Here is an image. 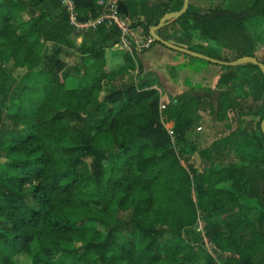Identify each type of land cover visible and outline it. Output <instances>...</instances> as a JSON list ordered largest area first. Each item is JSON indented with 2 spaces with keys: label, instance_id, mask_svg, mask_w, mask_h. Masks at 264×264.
I'll return each mask as SVG.
<instances>
[{
  "label": "trees",
  "instance_id": "16d2710c",
  "mask_svg": "<svg viewBox=\"0 0 264 264\" xmlns=\"http://www.w3.org/2000/svg\"><path fill=\"white\" fill-rule=\"evenodd\" d=\"M73 1L87 22L106 0ZM183 4L118 0V9L149 34ZM27 8L36 13L25 18ZM255 17H264V0L242 10L190 0L186 13L156 33L213 59L264 64L246 27ZM93 32L96 38L77 43L80 31L60 0L0 6V264L22 257L30 264H264L260 68L206 61L219 70L210 83L170 93L145 72L140 53L123 50L119 63L107 64L117 29L99 24ZM68 51L80 56L79 65L69 63ZM11 77L21 87L9 102ZM209 115L214 124L196 126ZM183 144L200 155L201 168L181 165L190 161Z\"/></svg>",
  "mask_w": 264,
  "mask_h": 264
},
{
  "label": "rangeland",
  "instance_id": "374dc122",
  "mask_svg": "<svg viewBox=\"0 0 264 264\" xmlns=\"http://www.w3.org/2000/svg\"><path fill=\"white\" fill-rule=\"evenodd\" d=\"M6 0H0V6L5 3ZM194 3L203 5L206 7L211 8H224L229 7L235 10H242L246 7H249L252 4V0H194ZM25 18L27 15L31 16L34 15L36 12L33 10H24ZM246 27L248 34L250 35L255 49L256 54L260 56H264V17H255L252 19H249L246 22ZM79 35H82L85 37L87 43L91 41V31H82ZM175 35V34H173ZM78 35L74 33V39H77ZM78 40V39H77ZM182 42H185V44L192 45V41L188 37H182ZM79 43V42H77ZM210 47H219L217 43L210 42L207 43ZM160 45H154V47L151 50H146L140 53L137 57L138 61L142 63L143 68L146 70L148 69L147 66L154 65L156 68V71L153 73H156L158 76L157 83L160 81L163 85L162 90H166V92L173 93L177 90H187L186 88L201 86L202 84L210 83L211 78L215 76L214 71V65L209 64L205 60H198L191 58L190 56L184 54H178L174 53L172 50H167L171 53V58L166 55H161L159 53ZM166 51V50H165ZM69 54V63L71 65L80 64V56L76 54L74 51H68ZM123 54V50L119 46L115 47H108L106 49V60L107 64L109 66L114 65L116 63H119L121 61ZM219 71L218 69L216 70ZM135 75V74H133ZM79 81L81 80V75L79 78H77ZM209 81V82H208ZM241 86L242 82L241 79L238 78L234 81L232 90L235 95H238L241 93ZM21 84L16 78H9L7 88H6V94L8 95L9 102H11V98H16L18 96L19 90H20ZM213 89L209 88V90ZM161 90V91H162ZM208 91V90H205ZM195 94H198L196 92ZM164 127L169 132V135L173 137L172 132L170 131L169 125L164 121V119L161 120ZM215 119L211 117L210 115L205 120H198L196 122V126L202 125L204 128H208L209 125L214 124ZM4 124V123H3ZM195 130V129H194ZM196 131V130H195ZM197 133V132H195ZM70 142L66 141V145H69ZM181 147H183V150L187 152V155L190 157V161H181V165L188 169L189 164H193L195 168H201V157L197 152L190 151L189 146L187 144H183ZM102 149V148H101ZM6 169V160L3 158H0V175L5 174ZM192 197L194 200H196V194L195 191L192 190ZM200 209V206H198ZM203 220L201 217L198 220V226L197 227H203ZM206 243V242H205ZM207 249L209 248L207 243L205 244ZM19 264H30L27 257H22L20 259Z\"/></svg>",
  "mask_w": 264,
  "mask_h": 264
},
{
  "label": "built area",
  "instance_id": "2783aa9c",
  "mask_svg": "<svg viewBox=\"0 0 264 264\" xmlns=\"http://www.w3.org/2000/svg\"><path fill=\"white\" fill-rule=\"evenodd\" d=\"M60 1L67 9L70 24L75 29H90L91 27H97L99 24L113 27L119 32L118 46L131 54L134 52L142 53L150 49L156 42L150 33L145 34L139 28H132L129 22L122 18L118 9V0H107L103 13L96 20H89L87 22L79 21L73 0ZM164 108V105H161V109Z\"/></svg>",
  "mask_w": 264,
  "mask_h": 264
},
{
  "label": "water",
  "instance_id": "95a60500",
  "mask_svg": "<svg viewBox=\"0 0 264 264\" xmlns=\"http://www.w3.org/2000/svg\"><path fill=\"white\" fill-rule=\"evenodd\" d=\"M189 4H190V0H184V4H183V7L180 11L178 12H172V13H169L167 15H165L161 20L160 22L158 23L157 26H154L150 29V35L155 39V41L157 43H160L170 49H173L175 51H178V52H181V53H184L188 56H191V57H195V58H198V59H202V60H205V61H208L210 63H213V64H218V65H222V66H227V67H234V66H238V65H241V64H245V63H252L253 65H256L260 68L261 72L263 73L264 75V64H262L261 62H259L256 58H253V57H246V58H241V59H238V60H235V61H232V62H224V61H220V60H217V59H213V58H210L208 56H205L203 54H200V53H196V52H193V51H190L188 49H185V48H182V47H179V46H176L170 42H167L165 40H163L161 37H159L157 35V30H159L160 28H162L164 26V24L169 20V19H173V18H178L180 17L181 15H183L184 13L187 12L188 8H189ZM261 129L264 133V119L263 121L261 122Z\"/></svg>",
  "mask_w": 264,
  "mask_h": 264
},
{
  "label": "crops",
  "instance_id": "0c3cea01",
  "mask_svg": "<svg viewBox=\"0 0 264 264\" xmlns=\"http://www.w3.org/2000/svg\"><path fill=\"white\" fill-rule=\"evenodd\" d=\"M106 2H107V0L105 1V3H106ZM99 3H100V4H104V0H100ZM95 28H96V27H91L90 29H85V30H84V29H82V30H81V29H77V31H80V32H82V31H87V32H88V31H91V36H92V37H90V39H91V38H96V34H95V32H93ZM77 41H78L79 43H82V41H83V36H82V35L79 36ZM152 48H153V47H152ZM152 48H151V49H152ZM151 49H150V50H151ZM165 50H166V49L159 48V51H158V52L161 53V55H166V56L170 57V56H171V53H170L169 51H167V50L165 51ZM172 57H173V56H171V58H172ZM147 68H148V69H146L145 72H148V71H156V68H155L154 65H152V64H151L150 67L147 66ZM214 72L216 73V74H215V76H216V75H217L216 68H214V71H212V73H214ZM137 73H138L137 70L134 71V72H133V74H135L134 76H136Z\"/></svg>",
  "mask_w": 264,
  "mask_h": 264
}]
</instances>
